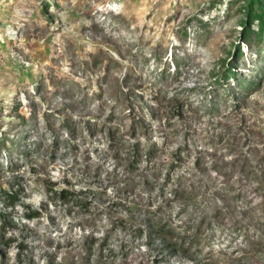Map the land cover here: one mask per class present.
<instances>
[{
  "label": "rangeland",
  "instance_id": "1",
  "mask_svg": "<svg viewBox=\"0 0 264 264\" xmlns=\"http://www.w3.org/2000/svg\"><path fill=\"white\" fill-rule=\"evenodd\" d=\"M230 1L0 0V264H264V37Z\"/></svg>",
  "mask_w": 264,
  "mask_h": 264
},
{
  "label": "trees",
  "instance_id": "2",
  "mask_svg": "<svg viewBox=\"0 0 264 264\" xmlns=\"http://www.w3.org/2000/svg\"><path fill=\"white\" fill-rule=\"evenodd\" d=\"M241 6L238 7L239 11H242L243 13L246 12V18H247V39H249L250 34L254 33V31L257 33V38L264 37V0H231L230 4H241ZM247 3V5H245ZM244 4V5H243ZM231 6V5H230ZM237 6V5H236ZM260 40V39H259ZM258 43H260L258 41ZM228 74V73H227ZM61 198L68 199L67 195L68 193L65 191H61L60 194ZM13 199H15V196H13ZM36 213L32 212L29 217L35 216ZM0 220H2L3 224H8V226H11V221L7 219L6 215L0 214ZM4 244H7L6 241H3L0 239Z\"/></svg>",
  "mask_w": 264,
  "mask_h": 264
}]
</instances>
